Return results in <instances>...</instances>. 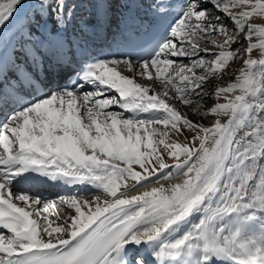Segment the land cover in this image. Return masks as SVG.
I'll return each instance as SVG.
<instances>
[{
    "label": "snow or ice",
    "instance_id": "snow-or-ice-1",
    "mask_svg": "<svg viewBox=\"0 0 264 264\" xmlns=\"http://www.w3.org/2000/svg\"><path fill=\"white\" fill-rule=\"evenodd\" d=\"M122 6L0 0V264H264V0ZM17 45L61 83L8 82Z\"/></svg>",
    "mask_w": 264,
    "mask_h": 264
},
{
    "label": "bare ground",
    "instance_id": "bare-ground-1",
    "mask_svg": "<svg viewBox=\"0 0 264 264\" xmlns=\"http://www.w3.org/2000/svg\"><path fill=\"white\" fill-rule=\"evenodd\" d=\"M116 2V1H115ZM156 2V0H136V3L139 5L138 7H134L132 8L131 10V14L134 16V17H137L136 19V23H147L148 25L151 24V23H160V22H164V24H171L173 22H175L178 18V13H179V3H180V0H171V2L173 4H175L176 6L173 7L170 11V14L168 16H166L163 20H160L158 18H154L153 16V9L151 7V5H153L154 3ZM113 3H114V0H113ZM86 3H83L80 5V8L82 6H85ZM80 10V9H79ZM78 10V11H79ZM93 11V9L91 10ZM128 10L125 9L122 5L119 7V11L118 12H114V15L117 19H120L122 16L124 15H128ZM49 27H51V25H49ZM116 26L115 24L113 25V27L111 28V34L112 35H109L108 37V40L107 41H104V42H98V46L94 49L95 51L97 52H103V53H107L109 51H118V49L113 45L111 48L109 47V45H112L113 43V38H115V35L118 34V31L116 30ZM15 29H13L14 31ZM37 29H34V31H36ZM39 31L40 32H43L44 31V28L41 26L39 28ZM115 31V32H114ZM114 33V35H113ZM116 33V34H115ZM117 38H119V35L118 37H116L115 39L117 40ZM22 61V64L25 65V67L29 70H31V68L33 67V64L31 61L30 58H26L25 55L21 54L20 53V46L17 45V56H16V62L18 61ZM48 63L47 62H44L43 65H47ZM18 65V64H17ZM19 66V65H18ZM17 66V67H18ZM16 67V64L13 65V64H9L5 69H4V76L5 74L7 75V73L11 70H13L14 68ZM146 80H141L140 82L141 83H145V84H151L150 82H145ZM156 88L157 90H160L159 89V83L156 84ZM115 110H118L119 109H115ZM127 115V114H126ZM155 186V185H154ZM167 186V185H166ZM65 190V189H64Z\"/></svg>",
    "mask_w": 264,
    "mask_h": 264
},
{
    "label": "rangeland",
    "instance_id": "rangeland-1",
    "mask_svg": "<svg viewBox=\"0 0 264 264\" xmlns=\"http://www.w3.org/2000/svg\"><path fill=\"white\" fill-rule=\"evenodd\" d=\"M116 1V2H115ZM122 2H123V0H114V5H115V8H114V12H118L119 11V7H120V5H122ZM86 4H85V6H82L81 8H80V10L79 11H81V12H83V13H88V12H91V10H92V8L91 7H89V5L87 4V2H85ZM258 21V18H254V22H257ZM229 27H231V25H229ZM115 31H116V29H115ZM252 58H254V59H259L260 57H259V54H258V51H254L253 53H252ZM231 67L233 68V73H232V76H233V80L232 81H229V80H221V81H216V82H214L213 83V86L212 87H210L208 90L209 91H214V87L215 86H217V85H226L227 83H229V82H234V77H235V75H236V73H237V71H238V69L240 68V67H242V63L241 62H239V61H236L235 63H233L232 65H231ZM145 82H149V81H145ZM151 83V82H150ZM219 102H225L224 100H223V98H221V100L219 101ZM210 106H212V100H209L208 101V103L206 104V105H204V107L205 108H207V107H210ZM181 111H185V109L183 108V106H181ZM189 115H190V118H192L193 120H195V119H197L196 117H194V116H191V114H190V112H189ZM4 117H5V113H0V122H3V120H4ZM213 121H205V124H206V126L207 125H209V124H211ZM181 142H184V141H181ZM166 162L167 163H174V161H172V160H168L167 158H166ZM177 182H179V181H177V180H172L170 183H172V184H175V183H177ZM163 184H164V186L165 187H167L168 186V184H169V182H167V181H164V182H162ZM167 185V186H166ZM159 185H152V186H150V187H158ZM65 188H61V189H58L57 191H54V192H52L51 193V196L52 197H55V196H57L58 194H70V193H73L76 189H73V188H67V189H65ZM141 191H144V189H141ZM138 193H135V192H133V193H131V195H137ZM44 195H49V193H44ZM89 199H91V197H89ZM194 221L197 219L196 217H193L192 218Z\"/></svg>",
    "mask_w": 264,
    "mask_h": 264
}]
</instances>
